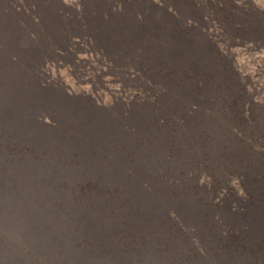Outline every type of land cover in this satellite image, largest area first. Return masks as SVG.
<instances>
[{
    "label": "rangeland",
    "instance_id": "obj_1",
    "mask_svg": "<svg viewBox=\"0 0 264 264\" xmlns=\"http://www.w3.org/2000/svg\"><path fill=\"white\" fill-rule=\"evenodd\" d=\"M35 1L0 0V231L12 234L0 238L1 264H264V113L248 129L232 127L222 109L230 102L223 106L206 79L198 86L202 76L216 80L213 68L228 67L203 46L207 34L185 44L181 32L174 40L150 31L154 47L127 50L126 19L139 24L125 16L103 54L127 97L98 116L85 101H67L77 120L95 121L85 138L67 131L76 120L65 112L50 126L11 73L12 63L47 60L39 45L23 50L6 35L18 21L30 23ZM197 1L162 3L180 20L216 13L215 3ZM37 36L41 46L49 39ZM5 117L23 130L11 125L4 137Z\"/></svg>",
    "mask_w": 264,
    "mask_h": 264
},
{
    "label": "trees",
    "instance_id": "obj_2",
    "mask_svg": "<svg viewBox=\"0 0 264 264\" xmlns=\"http://www.w3.org/2000/svg\"><path fill=\"white\" fill-rule=\"evenodd\" d=\"M163 1H35L27 9L30 23L23 26L18 21L14 26L15 29L10 30L13 33L6 35L15 37L16 47L23 50L31 48L28 46L31 42L34 48L36 44L39 45L40 50L44 55L46 54L47 60L42 62L34 58L32 64L35 68L32 65L26 68L19 62L12 63L11 73L16 69L13 73L14 79L32 90L29 96L32 97L33 103L43 105L44 111L51 117L65 112L68 118L72 117L76 120L67 121L65 127L67 131L84 130V136L88 138L91 134L89 128L92 129L95 121L88 122L82 118L77 120L73 115L75 113L73 106L69 107L67 101H70V98L85 101L91 112H97L95 115L98 116L104 115L107 109L110 110L109 106L112 104L123 102L122 96L127 97L125 90L119 91L114 73L106 74L110 58L103 54V49L105 44L108 46L106 41L110 39L111 34L121 30L119 24L123 18L131 15L139 26L130 23L129 18L126 19L125 27L129 30L131 38L130 41L127 38L121 40L127 41L122 42L127 50L134 47L140 49L154 47L155 40L147 38L150 31L159 35L167 34L174 40L177 38V33L181 32L185 44H192L195 36L197 37L195 32L199 30L205 32L207 38L203 46L206 50L211 48L215 53V59L228 67L225 72L213 68L216 80L210 82V77L202 76L199 78L198 86L200 87L203 79H206L210 88L219 90L223 106L226 102H230L222 109L230 110L227 112L233 120L232 127L248 129L251 124L255 125L254 121L256 120L257 123L258 116L264 113V0H204L207 6L215 3L216 13L197 14L193 20H180L173 10L174 7H163ZM161 8L162 14L159 20L151 27L150 16ZM39 18L44 20L43 27L37 24L36 20ZM196 23L206 25L199 28ZM167 24H170L168 30L165 29ZM34 25L37 29H34ZM203 28L205 31L202 30ZM39 34L44 36L45 41L47 37L49 38L42 46L37 42ZM9 36L3 37L4 43H10ZM24 42L26 45L23 44ZM39 48L35 50L38 51ZM154 53L157 54L156 51ZM164 66L165 64L162 63L159 67ZM97 80L103 83L104 87L107 83L112 87L109 89L98 87ZM103 90L106 91V95ZM7 119L9 117L2 120ZM14 122L16 121L12 120L7 124L8 128L4 129L7 134L4 137H10L8 131H13L9 129L11 125L17 130H23L21 125ZM51 124L50 126L57 127L58 120L52 117ZM86 128L89 131H86ZM68 135L71 138L74 136L72 132ZM258 135L260 140H264V130ZM43 141L47 144L45 140ZM6 235L12 234L0 231V238ZM3 249L5 246L0 245V255Z\"/></svg>",
    "mask_w": 264,
    "mask_h": 264
}]
</instances>
